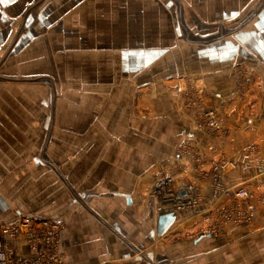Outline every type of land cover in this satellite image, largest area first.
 Listing matches in <instances>:
<instances>
[{
	"label": "crops",
	"instance_id": "1",
	"mask_svg": "<svg viewBox=\"0 0 264 264\" xmlns=\"http://www.w3.org/2000/svg\"><path fill=\"white\" fill-rule=\"evenodd\" d=\"M5 85L37 91L25 114L46 138L1 224H61L64 264H264V0H0ZM210 110L220 132L199 126ZM222 160L226 185L253 191L251 222H226L212 194ZM157 176L197 208L157 212Z\"/></svg>",
	"mask_w": 264,
	"mask_h": 264
},
{
	"label": "built area",
	"instance_id": "2",
	"mask_svg": "<svg viewBox=\"0 0 264 264\" xmlns=\"http://www.w3.org/2000/svg\"><path fill=\"white\" fill-rule=\"evenodd\" d=\"M199 126L208 128L214 132H220L222 126L214 111H206L199 121ZM256 154V148L250 150ZM235 168V164L222 160L212 164L209 174L212 194L216 199H229L231 206L225 209L226 222L248 223L251 222L257 210L256 205L250 203L253 191L248 187H228L226 178L228 173ZM151 196L158 201L157 212H162L167 205L177 211H185L197 208L198 199L182 198L174 190V179L171 176H157L155 178ZM62 225L50 221H37L34 219H23L16 224H0V264H64L60 252V233ZM208 230L215 232V227H208ZM23 236L27 240L31 252L35 255L32 258L18 257L11 248L9 241Z\"/></svg>",
	"mask_w": 264,
	"mask_h": 264
},
{
	"label": "rangeland",
	"instance_id": "3",
	"mask_svg": "<svg viewBox=\"0 0 264 264\" xmlns=\"http://www.w3.org/2000/svg\"><path fill=\"white\" fill-rule=\"evenodd\" d=\"M12 87L18 88V93L10 90L9 85L0 86V144L1 141L7 144L6 148L0 146V198L15 207L17 200L21 199L16 195L17 177L28 165H31L32 160L42 157L46 135L33 131L31 128L33 118L25 114L37 104V91H32L30 85L25 87L26 90L17 85ZM44 119L46 117H40V122L42 123ZM31 186V182H28L24 189L25 201L31 199ZM20 192L22 194L23 191ZM251 199L250 203H252Z\"/></svg>",
	"mask_w": 264,
	"mask_h": 264
},
{
	"label": "water",
	"instance_id": "4",
	"mask_svg": "<svg viewBox=\"0 0 264 264\" xmlns=\"http://www.w3.org/2000/svg\"><path fill=\"white\" fill-rule=\"evenodd\" d=\"M175 220L176 216L173 213L161 214L158 219V235H164L173 225Z\"/></svg>",
	"mask_w": 264,
	"mask_h": 264
}]
</instances>
